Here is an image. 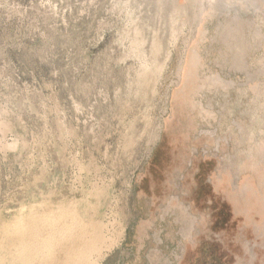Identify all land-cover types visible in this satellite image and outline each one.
<instances>
[{"label": "rangeland", "instance_id": "rangeland-1", "mask_svg": "<svg viewBox=\"0 0 264 264\" xmlns=\"http://www.w3.org/2000/svg\"><path fill=\"white\" fill-rule=\"evenodd\" d=\"M184 3L0 0V264H264V0L196 34Z\"/></svg>", "mask_w": 264, "mask_h": 264}, {"label": "bare ground", "instance_id": "bare-ground-1", "mask_svg": "<svg viewBox=\"0 0 264 264\" xmlns=\"http://www.w3.org/2000/svg\"><path fill=\"white\" fill-rule=\"evenodd\" d=\"M171 1V0H170ZM186 1V0H185ZM172 3V2H171ZM174 3V2H173ZM184 4H186V3H184ZM178 5V4H177ZM179 6V5H178ZM192 7V9H191V11L193 10V12L191 13L189 10V8H191ZM210 0H187V4L186 5H184V6H180L181 7V9L183 10V9H185V11L186 12H184L185 13V15L186 16H188L189 17V19H191L190 21H191V23H192V26H193V28H194V32H195V34H196V32L198 31V27L204 22V16H205V13L209 10V8H210ZM179 7V8H180ZM189 9V10H188ZM184 11V10H183ZM223 17H225V19L227 20V18H229V17H231V18H233V21L235 22V24H238V25H242L243 24V21L242 20H240V19H238V18H236L235 16H233V15H222ZM232 21V20H231ZM230 21V23H232ZM226 22V21H225ZM233 24V23H232ZM244 24H246V23H244ZM228 25V24H227ZM251 25V24H250ZM243 26V25H242ZM219 28H218V36L217 37H221V39H222V41L224 42V43H228V42H230L229 40L232 38V36H233V33H235L234 32V30H235V27L233 26V25H231V27H228V26H222V24L220 23L219 24V26H218ZM238 27H240V26H238ZM237 28V27H236ZM239 29V28H238ZM220 30H222V31H220ZM193 32V33H194ZM245 32V31H244ZM243 34V33H242ZM239 36V35H238ZM255 38L257 39L258 38V40H260V46H262V42H263V40H264V36L260 33V31H256L255 32ZM219 39V38H218ZM217 39V40H218ZM241 39H243V37L241 38ZM240 39V40H241ZM235 41V40H234ZM246 41H248V40H246ZM255 42V41H254ZM222 43V42H221ZM244 43V42H243ZM258 43V42H257ZM256 43V44H257ZM223 44V43H222ZM234 44V43H233ZM255 44V43H254ZM228 46H229V48L231 49V50H233V49H236V50H239V49H242V50H240V51H242V53H240V59H237L238 60V67L239 68H241V69H243V70H246V73L248 74V72H247V69H248V63H247V56H248V47H251V45L249 44L248 46H246L245 48L243 47V48H241V46L240 45H238V44H236V45H231V44H228ZM227 46V47H228ZM259 46V47H260ZM226 47V46H225ZM255 48V47H254ZM238 55V54H237ZM235 57V56H234ZM235 66V65H234ZM239 70V69H238ZM241 71V70H240ZM244 72V71H243ZM255 75H251V76H255L256 78L258 77V75L259 74H261V73H259V72H256V73H254ZM250 75H249V78L251 77ZM248 78V79H249ZM255 78V79H256ZM252 79V78H251ZM181 212H182V214L185 216V219H187V220H189V222H190V227L187 229V230H184L185 232H184V234H185V236H188V235H190V231H191V228H192V221L187 217V214H186V212L185 211H183V210H181ZM181 217V216H180ZM55 219V218H54ZM181 219V218H180ZM179 219V220H180ZM54 222V220H53V218H52V216L51 215H48V216H46L43 220H42V225H44V226H46L49 230L46 232V234L45 235H43V237H44V243H46V244H48V245H55L56 243H57V241L59 240V239H62V238H65V237H71V238H74V235L72 234V230L75 228V225L73 224V222H69V223H63V224H59V229H58V233H55L54 231H53V229H54V226H55V224L53 223ZM20 222H17V223H14V224H12L11 225V230L12 231H20V229L22 228V226L23 225H21V224H19ZM44 226H42V227H44ZM58 226V225H57ZM186 226V225H185ZM25 228V227H24ZM29 228V227H28ZM31 228V227H30ZM33 228V227H32ZM35 228V227H34ZM26 229V228H25ZM27 231H28V229H27ZM39 231V230H38ZM183 234V235H184ZM16 236V235H15ZM20 236V235H19ZM36 236V235H35ZM18 237V236H17ZM26 238V237H25ZM31 238V237H30ZM29 238V239H30ZM37 238V237H36ZM59 238V239H58ZM43 239V238H42ZM75 239V238H74ZM25 240V239H24ZM27 241V240H26ZM25 242V241H24ZM38 242H40V241H38ZM42 242V241H41ZM76 242H77V240H76ZM84 242V241H83ZM43 243V244H44ZM86 243V242H85ZM85 243H84V245H85ZM27 245L29 244V243H26ZM26 246V245H25ZM33 246V245H32ZM44 246V245H43ZM82 244H78V245H69V253H70V255H74L75 257H76V260L75 261H73L74 262V264H78L79 262H81V261H83V260H85L86 259V257L87 256H85V255H80V256H76L78 253H80L81 254V250L83 251V248H82ZM31 247V246H30ZM39 247V249H40V247H42V246H38ZM90 247V246H89ZM34 248V247H33ZM24 249V248H23ZM89 248H87V246H86V250H88ZM92 249V248H91ZM46 250V249H45ZM28 251V250H27ZM40 251H42L41 249H40ZM66 251V250H65ZM23 252V251H22ZM92 252V251H91ZM90 252V253H91ZM20 253V252H19ZM42 253V252H41ZM53 253V252H52ZM61 253V252H60ZM83 253V252H82ZM89 253V254H90ZM76 254V255H75ZM67 255H69V254H67ZM87 255H88V253H87ZM73 256V257H74ZM51 257V256H50ZM56 258V257H55ZM70 259V258H69ZM67 257H65L64 256V258H62V260H57L56 262H54L53 264H68V262H67ZM71 260V259H70Z\"/></svg>", "mask_w": 264, "mask_h": 264}, {"label": "flooded vegetation", "instance_id": "flooded-vegetation-1", "mask_svg": "<svg viewBox=\"0 0 264 264\" xmlns=\"http://www.w3.org/2000/svg\"><path fill=\"white\" fill-rule=\"evenodd\" d=\"M221 4L220 7H218V4L215 5L213 2H217ZM242 0H210V8L209 10H211L213 12V15H233L235 17H237L238 14H240V8H242ZM217 6V7H216ZM199 31V30H198ZM197 31V32H198ZM188 51V49H187ZM187 51L185 52V55L187 54ZM185 55L179 60V64H178V68H177V77H178V82L177 85H181L182 80H183V71L185 68V63H186V59H185ZM264 63V62H262ZM217 65L224 69L225 64L221 63L220 61H217ZM261 69V68H260ZM212 82L216 85V84H221L222 86H224V88H231L233 87V83H225L224 81H221L220 78L218 77H214ZM209 82L207 84H205V87H208ZM204 113H206L207 115H210L211 112L209 111H204ZM234 125L237 127L238 131L241 132V134H243L245 132V127H242L241 124H238L237 122H234ZM209 135L211 137L216 135V131H212L209 133ZM159 139V137H157V140ZM218 146L220 145V142H217ZM258 146V145H257ZM245 191V189H243V192ZM174 202H176V208H178L181 212V210L185 211L187 214V217L192 221V228L190 231V235L186 236V237H190L191 236V232L193 230V225L194 223L197 221V218L195 216H193L190 212H189V207L184 206L181 202L178 201L177 198L174 199ZM165 216H163V219H165ZM156 242L157 243H162V238L160 236V233L158 232L156 234ZM250 250V249H249ZM250 255H251V259L252 261L256 260L257 258V253L251 249L250 250Z\"/></svg>", "mask_w": 264, "mask_h": 264}]
</instances>
